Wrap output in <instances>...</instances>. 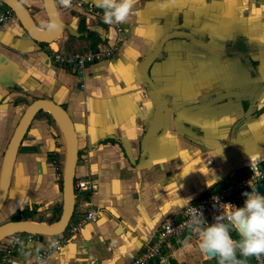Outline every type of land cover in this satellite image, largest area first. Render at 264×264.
Listing matches in <instances>:
<instances>
[{
    "label": "crops",
    "instance_id": "0c3cea01",
    "mask_svg": "<svg viewBox=\"0 0 264 264\" xmlns=\"http://www.w3.org/2000/svg\"><path fill=\"white\" fill-rule=\"evenodd\" d=\"M18 1L46 21L40 0ZM79 1L102 18L71 4L57 38L45 44L30 39L14 15L0 26V177L25 109L38 99L54 103L77 137L73 181L89 184L74 193L72 219L86 207L100 216L41 263L35 257L54 236L35 237L4 264H129L165 217L226 177L264 165V0H138L128 20L113 25L94 0ZM87 32L98 35L97 45H115L109 59L90 64L82 78L50 63V50L91 51ZM54 118L38 112L23 135L3 222L28 208L34 214L20 221L52 226L60 216L61 188L45 180L49 159L64 160ZM199 242L191 235L171 243L152 264H219ZM236 261L255 264V256L237 250Z\"/></svg>",
    "mask_w": 264,
    "mask_h": 264
},
{
    "label": "built area",
    "instance_id": "2783aa9c",
    "mask_svg": "<svg viewBox=\"0 0 264 264\" xmlns=\"http://www.w3.org/2000/svg\"><path fill=\"white\" fill-rule=\"evenodd\" d=\"M71 4L85 13L92 15L96 20L101 19L97 10L84 6L79 0H71ZM13 12L0 2V26L8 22L13 17ZM115 43L121 41L122 29H115ZM113 44V45H114ZM99 44L94 51H76L71 53H60L50 50V63L61 71L69 73L77 78H82L86 68L93 63L102 62L109 59L115 50V45ZM82 88L83 85L80 84ZM264 183V165L254 166L249 170L239 174L226 177L222 184L212 190H206L187 202L180 212L174 216L164 218L159 228L149 237L141 250L132 258L129 264H152L160 258L171 243H178L183 238L191 235H198L201 228H207L211 224L220 222L226 226L231 225L228 217L234 210L229 205L237 207V200L246 192L248 188H254ZM89 189V184L83 180L73 182L74 193L84 192ZM193 209L202 213V217L193 216ZM100 216V210L93 207H86L84 212L76 219L71 218L65 230L54 236L50 240L43 252L36 255L35 260L41 263L51 252L59 253L66 241L73 238L84 230L86 224L95 223ZM199 219L201 223H196ZM35 237L27 233H16L5 237L0 241V264L8 262L11 254L26 244L33 243ZM255 264H264V257L255 256Z\"/></svg>",
    "mask_w": 264,
    "mask_h": 264
},
{
    "label": "water",
    "instance_id": "95a60500",
    "mask_svg": "<svg viewBox=\"0 0 264 264\" xmlns=\"http://www.w3.org/2000/svg\"><path fill=\"white\" fill-rule=\"evenodd\" d=\"M41 8L45 15L47 25L43 33H38V30L34 26L32 20L29 18L26 10L18 0H0V2L9 8L22 28L26 31L27 35L35 42L45 44L51 42L57 38L59 29L62 27L60 22V14L55 5L54 0H40ZM40 111H46L56 116L63 121V127L65 130V150L61 179V212L57 222L52 226L36 225L27 221H10L0 224V241L5 237L16 233H27L38 236L53 237L61 234L72 214L73 208V173L74 165L76 162L77 152V137L73 129V125L67 116V114L56 104L43 101H33L21 115L15 130L8 142L1 170L0 177V209L4 203L7 189L10 182V175L13 166V162L16 156L17 149L21 143L24 133L26 132L33 117ZM261 185H264L262 183ZM260 185V186H261Z\"/></svg>",
    "mask_w": 264,
    "mask_h": 264
},
{
    "label": "clouds",
    "instance_id": "9594fccd",
    "mask_svg": "<svg viewBox=\"0 0 264 264\" xmlns=\"http://www.w3.org/2000/svg\"><path fill=\"white\" fill-rule=\"evenodd\" d=\"M96 7L103 10L104 23L108 25L125 23L138 0H94ZM64 7L71 6V0H60ZM247 197L242 207H234L228 220L239 233L241 239L233 240L229 227L224 223H214L199 230V248L202 253L219 257V264H238L237 250L243 256L264 254V197L253 193H243ZM202 213L193 209V216ZM196 223H201L199 219Z\"/></svg>",
    "mask_w": 264,
    "mask_h": 264
},
{
    "label": "rangeland",
    "instance_id": "374dc122",
    "mask_svg": "<svg viewBox=\"0 0 264 264\" xmlns=\"http://www.w3.org/2000/svg\"><path fill=\"white\" fill-rule=\"evenodd\" d=\"M27 14H28L29 18L30 17L35 18L36 17L35 16L36 15V9L29 6L28 10H27ZM32 20H33V23L35 24L34 26L36 28H38L40 31H43L44 30L43 28H45V26L47 25L46 21H42L38 17H36L35 19H32ZM60 129H61V127H60ZM48 162L50 163L49 165L51 166V168L48 165H47V167L49 169H51V171L49 173L47 172V174L45 175L47 179H45V180L47 181V183L48 182H51L52 184L58 183V185L61 188L63 163L61 161H59L56 157H51ZM34 211H35L34 208H31L30 214H34ZM5 214H6V210L3 208V210L0 212V224L4 223L3 220L5 218ZM71 221H72V218H71Z\"/></svg>",
    "mask_w": 264,
    "mask_h": 264
},
{
    "label": "trees",
    "instance_id": "16d2710c",
    "mask_svg": "<svg viewBox=\"0 0 264 264\" xmlns=\"http://www.w3.org/2000/svg\"><path fill=\"white\" fill-rule=\"evenodd\" d=\"M66 8H68V9H66ZM67 10H69L70 14H72L73 11H71V8L64 7L61 4L58 7V11H59L60 15H64L67 12ZM80 26H81V28H80V36H82L84 34L85 30L83 29L82 25H80ZM85 39L90 44L91 51H94L95 47L100 42L98 35L96 33H92V32H87L86 35H85ZM30 216H31L30 212H28L26 209L22 212V218L23 219L29 218ZM10 220L11 221H15V218L12 217V218H10ZM230 236H231V238L233 240H236V241L239 238H241L237 232L231 233ZM154 264H159V263L155 262Z\"/></svg>",
    "mask_w": 264,
    "mask_h": 264
},
{
    "label": "bare ground",
    "instance_id": "6f19581e",
    "mask_svg": "<svg viewBox=\"0 0 264 264\" xmlns=\"http://www.w3.org/2000/svg\"><path fill=\"white\" fill-rule=\"evenodd\" d=\"M38 33H43V32L38 31ZM54 117H55L54 119H56L57 123L61 127L62 131L65 133V130H64V127H63V121L61 119L57 118L56 116H54ZM255 193H257L258 195L264 197V186H261V187L257 188Z\"/></svg>",
    "mask_w": 264,
    "mask_h": 264
},
{
    "label": "flooded vegetation",
    "instance_id": "af4514ba",
    "mask_svg": "<svg viewBox=\"0 0 264 264\" xmlns=\"http://www.w3.org/2000/svg\"><path fill=\"white\" fill-rule=\"evenodd\" d=\"M4 202H5V200H4ZM3 206H4V203H3V205H2V207H1V209H0V212L2 211V209H3ZM28 212H30V209L28 208V209H26ZM24 211V209L23 210H21V211H18V212H16V213H14L10 218H12V217H14L15 218V221H18V220H21V218H22V212ZM35 212V211H34ZM32 213V212H31ZM10 218H8V220L7 221H5V222H10L11 220H10ZM4 222V223H5Z\"/></svg>",
    "mask_w": 264,
    "mask_h": 264
}]
</instances>
